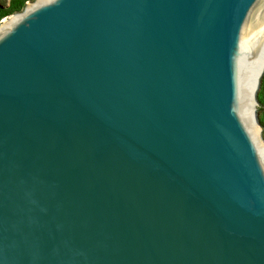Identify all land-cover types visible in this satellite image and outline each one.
<instances>
[{
  "label": "water",
  "instance_id": "water-1",
  "mask_svg": "<svg viewBox=\"0 0 264 264\" xmlns=\"http://www.w3.org/2000/svg\"><path fill=\"white\" fill-rule=\"evenodd\" d=\"M264 0H33L0 21V264H264Z\"/></svg>",
  "mask_w": 264,
  "mask_h": 264
},
{
  "label": "trees",
  "instance_id": "trees-1",
  "mask_svg": "<svg viewBox=\"0 0 264 264\" xmlns=\"http://www.w3.org/2000/svg\"><path fill=\"white\" fill-rule=\"evenodd\" d=\"M33 0H0V21L14 13L20 12L26 3Z\"/></svg>",
  "mask_w": 264,
  "mask_h": 264
},
{
  "label": "rangeland",
  "instance_id": "rangeland-1",
  "mask_svg": "<svg viewBox=\"0 0 264 264\" xmlns=\"http://www.w3.org/2000/svg\"><path fill=\"white\" fill-rule=\"evenodd\" d=\"M256 99L263 106L259 111H257V119L264 133V74L260 81Z\"/></svg>",
  "mask_w": 264,
  "mask_h": 264
}]
</instances>
